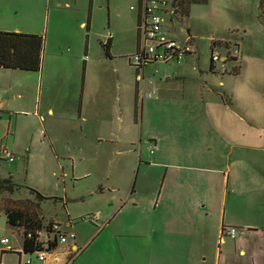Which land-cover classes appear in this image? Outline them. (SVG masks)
<instances>
[{"label":"rangeland","instance_id":"1","mask_svg":"<svg viewBox=\"0 0 264 264\" xmlns=\"http://www.w3.org/2000/svg\"><path fill=\"white\" fill-rule=\"evenodd\" d=\"M138 1L92 0L90 4V0H42L34 18L41 21L35 34L44 40L42 71L0 69L3 84L14 85L11 96L9 90L0 92V105L13 95L24 97L18 106L23 114L0 112V180L11 178L19 186L11 199L19 204H27L28 199L36 201L28 188L54 197L41 205L46 223L58 221L64 231L72 230L71 225L87 238L80 241L81 249L104 244L102 248L116 256L133 252L136 216L158 203L159 190L164 186V171L152 165L153 143L147 141L152 133L161 135L153 126L158 116L155 113L150 119L139 94L136 99L137 76L130 64L138 45ZM165 1V36L179 44L190 37L194 44L191 56L179 64L171 60L164 65L175 73L172 83L181 87L184 80L179 77L185 76L188 90L199 94L206 88L215 103L225 94L226 105L216 112L218 122L230 130L202 132L205 136L199 147L183 141L179 148L185 149L187 156L195 153L201 166L210 168L218 162L214 156L231 152L229 159L237 164L241 177L239 186L245 188L249 173H264V149H257L264 147V23L260 0H209L192 7L183 23L171 18L174 0ZM90 8L87 31L81 23H87ZM109 38L112 58L106 57L101 45ZM215 41L220 44L213 47ZM213 56L219 59L211 71ZM160 62L149 66L152 72L147 70L146 79L159 74ZM15 76L21 77L20 82ZM84 95V109L81 103L80 110ZM6 152L13 154V161ZM215 176L210 172L201 176L197 171L195 175L182 172L173 176L172 186L185 189L187 195L179 201H193L198 196L189 193L197 187L208 201L214 190L218 202ZM3 198L0 196V209ZM7 223L0 210V239L6 237L8 247L20 249L22 237ZM1 254L0 245V258ZM2 257L6 264L17 259L7 253ZM33 258L37 262L36 254Z\"/></svg>","mask_w":264,"mask_h":264},{"label":"crops","instance_id":"2","mask_svg":"<svg viewBox=\"0 0 264 264\" xmlns=\"http://www.w3.org/2000/svg\"><path fill=\"white\" fill-rule=\"evenodd\" d=\"M41 5L42 0H0V31L38 33L40 17V22L34 18ZM139 16L141 20L143 15L138 12ZM81 26L85 28L86 22L83 21ZM221 59L227 61L224 57ZM87 60L86 56L83 63L85 68ZM168 63L160 62L159 74L154 79L145 78L146 82L150 80L147 89L154 95L148 100L140 98L143 111L146 110L148 116H152L150 119L155 118V113L158 116L155 123L153 120V126L160 129L161 135L152 133L147 141L153 143L151 152L155 156L152 165L164 171V186L159 190L158 203L146 207L136 216L133 252L129 251L126 255L121 252L120 256H116L104 250V244H98L92 250H88L90 245L81 249L80 241L87 238L78 235L70 225L76 233V239L59 245L45 262L38 264H264V173H249L246 177L248 186L242 188L239 186L241 177L237 164L229 159L231 152L214 156L218 162L210 168L201 166L195 153L191 152L187 156L185 149L179 148L183 141L199 147L204 134L202 132L226 133L230 130L218 122L216 112L219 106L226 105L225 94L221 95L217 105L206 88L199 94L188 90L185 76L179 77L184 80L181 87L175 86L172 83L175 73L170 67L164 66ZM150 65L143 69L144 77L147 70L152 72ZM15 77L20 82L21 77ZM136 86L138 92V83L135 81ZM13 89V83L6 85L0 79V92L9 90L11 96ZM23 100V95H13L9 102L0 105V112L23 114L25 111L18 108ZM84 102L85 95L80 101V110L81 103L84 109ZM158 123L159 126H156ZM225 136L231 140L228 134ZM261 140L264 146V136ZM139 162L141 165L142 161ZM187 171L194 175L197 171L200 176L205 175V172L216 174L213 180H218V202H215L214 190L212 201H208L197 187L189 193L198 196L193 201H179L187 194L184 188L172 186L175 180L173 176ZM125 205L120 206L119 210ZM228 227L239 229L240 235L237 238L223 235V230ZM13 249L19 251L17 247ZM9 255L16 256L15 262L19 260L16 254Z\"/></svg>","mask_w":264,"mask_h":264},{"label":"trees","instance_id":"3","mask_svg":"<svg viewBox=\"0 0 264 264\" xmlns=\"http://www.w3.org/2000/svg\"><path fill=\"white\" fill-rule=\"evenodd\" d=\"M91 2L92 0H90V4ZM140 2L141 0L138 1V4H140ZM208 2L209 0H174L172 3L173 13L171 15V18H174L183 23V21L190 16L192 7L197 5H204ZM90 12L91 8L85 27L87 31H89L90 29ZM259 12L260 17L264 23V0H260ZM139 41L140 16L138 17L137 53L139 51ZM213 43V47L216 44H220L217 41ZM101 45L106 53V57L112 58V39L109 38L106 42H101ZM43 48L44 40L41 35L0 31V69L21 70L28 73H40L43 67ZM191 55L192 54H187L186 57ZM131 58L132 56L130 57V64L135 68L136 76H138L139 67L131 62ZM214 68V60L212 58L210 70L213 71ZM136 99L138 100L137 86ZM137 114L138 113L136 107L135 120H137ZM18 188L19 186L14 183L11 178L0 180V196L4 197L1 202L2 205L0 210L4 212V215L8 222L7 225L13 230H16L17 233L22 237L23 252L28 255H35L42 249L41 244L39 243V239H37L38 232H41L42 230L49 232L53 224V221L46 223V218L44 217V214L42 212L41 205L44 200H51L54 197L44 196L41 191L39 192L35 189L28 188L30 193L36 195V201L28 199L26 200L27 204H19V202L11 199V196L15 194V191H17ZM60 200L62 201L63 199ZM87 219L91 220V218ZM29 234H33V237L29 238ZM57 248V236H55L54 241L49 242L48 252L52 253ZM7 254H16L20 257V254L16 252Z\"/></svg>","mask_w":264,"mask_h":264},{"label":"built area","instance_id":"4","mask_svg":"<svg viewBox=\"0 0 264 264\" xmlns=\"http://www.w3.org/2000/svg\"><path fill=\"white\" fill-rule=\"evenodd\" d=\"M167 5L168 3L165 0H141L137 6L139 14H142L143 17L141 16L140 20L139 51L132 56L131 62L139 67L137 83L140 98L152 97L154 95L153 92L146 90L151 82L150 80L148 82L145 80L143 75V69L145 67L157 61L170 62L171 60H175L179 64L187 54H193L194 52L193 40L190 37L184 44H179L164 35L163 24L165 19L163 14H165ZM135 9L132 7V10ZM218 59L217 56H213L214 61ZM6 155L8 160H14L12 153L6 152ZM222 234L231 238H237L240 235V231L237 228L228 227L223 230ZM37 235V239H39V243L43 249L36 253L37 262L34 260L33 255L25 254L22 248L19 251H15L12 247H8L10 242L5 237L0 239L2 253L0 264H6L3 262L2 255L12 252L20 254L19 260L14 264H38V262H45L48 256L53 253L48 252V246L49 242L54 241L55 236H57L58 246L76 239V233L73 230L64 231L58 221L53 222L49 232L42 230ZM28 237H33V234H29ZM22 254L25 255L24 259Z\"/></svg>","mask_w":264,"mask_h":264}]
</instances>
